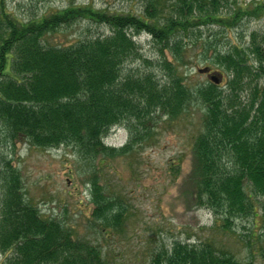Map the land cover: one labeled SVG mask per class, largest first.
Wrapping results in <instances>:
<instances>
[{
  "label": "trees",
  "instance_id": "1",
  "mask_svg": "<svg viewBox=\"0 0 264 264\" xmlns=\"http://www.w3.org/2000/svg\"><path fill=\"white\" fill-rule=\"evenodd\" d=\"M1 2L0 130L5 142L24 138L37 147L71 146L89 161L131 153L133 137L145 135L138 128L147 126L154 113L173 118L195 102L204 113L189 176L195 202L222 219L224 228L236 218L258 216L255 199L264 197V46L258 34L253 33L246 48L204 54L230 73L227 89L210 82L191 90L174 64L183 61L185 37L213 24L226 29L245 17L259 18L264 0L249 7L235 3L228 14L220 12L223 0H148L141 15L70 5L27 21L12 16ZM78 21L107 25L111 33L70 45L45 44L48 35ZM133 33H145L159 45L168 82L161 84L153 73L123 71L140 55ZM251 55H256L257 66ZM124 122L129 142L107 146L104 138ZM0 182V250L12 251L0 264H108L100 247L75 238L63 221L37 209L9 162L2 167ZM91 194L97 227L121 230L126 207L107 196L97 179ZM151 264L240 263L212 242H175L156 253Z\"/></svg>",
  "mask_w": 264,
  "mask_h": 264
},
{
  "label": "rangeland",
  "instance_id": "2",
  "mask_svg": "<svg viewBox=\"0 0 264 264\" xmlns=\"http://www.w3.org/2000/svg\"><path fill=\"white\" fill-rule=\"evenodd\" d=\"M148 0H2L3 7L19 20L48 15L70 5H93L99 9L132 12L141 15ZM262 0H223L220 12L228 14L233 6H252ZM200 33L184 39L183 61L176 62L177 73L191 90L220 79L218 85L227 89L230 73L223 67L205 60L214 49L223 53L252 43L253 33L264 46V14L245 17L232 27L213 24ZM107 25L88 21L60 29L45 39L47 45H70L79 39L106 36ZM139 54L128 61L125 73H153L161 83L169 81L168 70L159 45L145 33H133ZM212 44L209 50L207 46ZM165 58L172 61L169 50ZM254 62L256 55H251ZM210 66L211 74L200 73ZM203 110L193 105L176 117L169 118L159 111L149 124L140 126V138L133 137L131 153L116 152L114 156L86 160L74 147H37L19 138L8 144L0 130V173L7 162L18 170L28 199L47 217L58 218L70 227L75 238L86 240L102 249L108 264H151L152 257L175 242L200 245L212 242L218 250L227 252L240 264H264V197H257L258 216L236 218L230 228L217 220L205 206L195 202L189 176L193 166L192 147L202 130ZM137 126V125H136ZM130 140L127 123L113 127L104 138L107 146L120 148ZM97 179L104 193L116 198L127 209L121 230L102 231L93 222L91 184ZM2 183L0 182V188ZM1 190V189H0ZM12 251L0 250V263Z\"/></svg>",
  "mask_w": 264,
  "mask_h": 264
},
{
  "label": "water",
  "instance_id": "3",
  "mask_svg": "<svg viewBox=\"0 0 264 264\" xmlns=\"http://www.w3.org/2000/svg\"><path fill=\"white\" fill-rule=\"evenodd\" d=\"M209 71V68H204V69H200V73H206ZM211 80L215 83V84H219L220 79L217 76H212Z\"/></svg>",
  "mask_w": 264,
  "mask_h": 264
}]
</instances>
